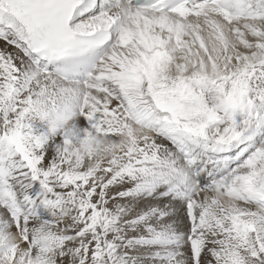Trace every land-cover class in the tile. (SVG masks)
<instances>
[{
	"label": "snow or ice",
	"instance_id": "6c2138e0",
	"mask_svg": "<svg viewBox=\"0 0 264 264\" xmlns=\"http://www.w3.org/2000/svg\"><path fill=\"white\" fill-rule=\"evenodd\" d=\"M0 264H264V0H0Z\"/></svg>",
	"mask_w": 264,
	"mask_h": 264
}]
</instances>
